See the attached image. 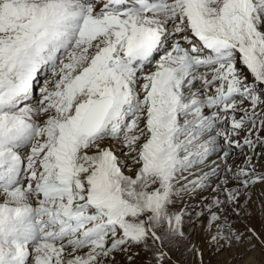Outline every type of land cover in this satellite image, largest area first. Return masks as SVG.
<instances>
[{"label":"snow or ice","instance_id":"6c2138e0","mask_svg":"<svg viewBox=\"0 0 264 264\" xmlns=\"http://www.w3.org/2000/svg\"><path fill=\"white\" fill-rule=\"evenodd\" d=\"M257 246L264 0H0V264Z\"/></svg>","mask_w":264,"mask_h":264},{"label":"rangeland","instance_id":"374dc122","mask_svg":"<svg viewBox=\"0 0 264 264\" xmlns=\"http://www.w3.org/2000/svg\"><path fill=\"white\" fill-rule=\"evenodd\" d=\"M253 224L259 231L261 228L259 217L253 220ZM242 251V250H241ZM235 255L234 250L228 251L225 250L219 256H216L213 252H205V261L207 264H229L230 258ZM264 264V250H262L259 246L249 253L244 254L243 260H235L231 261V264Z\"/></svg>","mask_w":264,"mask_h":264},{"label":"bare ground","instance_id":"6f19581e","mask_svg":"<svg viewBox=\"0 0 264 264\" xmlns=\"http://www.w3.org/2000/svg\"><path fill=\"white\" fill-rule=\"evenodd\" d=\"M257 264V263H256Z\"/></svg>","mask_w":264,"mask_h":264}]
</instances>
